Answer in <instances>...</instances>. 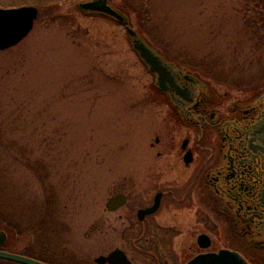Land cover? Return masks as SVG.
Masks as SVG:
<instances>
[{"label":"rangeland","instance_id":"374dc122","mask_svg":"<svg viewBox=\"0 0 264 264\" xmlns=\"http://www.w3.org/2000/svg\"><path fill=\"white\" fill-rule=\"evenodd\" d=\"M83 1L0 0L3 9H38L29 35L0 50V210L10 225L0 230L9 237L1 249L59 264H95L123 248L128 227L118 219L134 202L110 212L108 198L129 193L143 204L151 170L168 171L174 188L181 183L173 180L190 172L181 162L185 130L168 99L151 88L154 77L125 29L79 12ZM110 2L166 61L206 84L223 108L264 80V0ZM200 64L213 75L198 74ZM167 204L156 220L172 234L180 230L176 248H194L193 237L210 232L204 215L193 202ZM42 218L47 231L38 224ZM149 226L135 230L150 240L143 232ZM217 236L215 248L227 246Z\"/></svg>","mask_w":264,"mask_h":264},{"label":"flooded vegetation","instance_id":"af4514ba","mask_svg":"<svg viewBox=\"0 0 264 264\" xmlns=\"http://www.w3.org/2000/svg\"><path fill=\"white\" fill-rule=\"evenodd\" d=\"M263 93L264 87L258 93L250 92L245 100L230 102L225 108L213 94L202 93L183 113L184 118L189 120L187 123L180 121L173 112L180 127L185 130L180 151L182 165L190 171L186 179H174L175 183H181L174 188L170 180H165L168 171L151 170V192L146 203L140 204V198L135 196L132 199L129 193L113 195H124L126 198L125 204L117 211L127 209L130 200L134 202V207L118 219L128 229L122 235L125 242L123 248L114 249L120 250L129 264H188L198 255L221 250L239 254L247 264H264V204L257 198L264 188V132L260 135L258 127L256 130V126H264L261 124L264 120ZM154 142L158 145L160 139L156 137ZM206 144L212 147L204 151L205 157L201 158ZM155 145L151 148L154 149ZM183 145L185 149H182ZM188 152L192 159L186 164L184 157ZM161 156L157 153V157ZM182 190L184 193L178 195ZM156 199L157 209L140 219L139 211L153 207ZM167 202L169 205L193 202L199 211L198 216L204 215L202 218L210 227V232L197 233L193 237L194 248H176L173 242L180 230L172 234L171 229L162 228L156 220L159 211L168 206ZM202 218L196 220L197 224H202ZM149 221V229L143 232L150 233V240L135 230V226L143 227ZM202 235L208 238L207 248H202L198 242V237ZM216 236L226 241L227 246L215 248L213 241ZM112 251L100 256L105 257ZM67 261L68 264H75ZM54 264L59 263L54 261Z\"/></svg>","mask_w":264,"mask_h":264},{"label":"water","instance_id":"95a60500","mask_svg":"<svg viewBox=\"0 0 264 264\" xmlns=\"http://www.w3.org/2000/svg\"><path fill=\"white\" fill-rule=\"evenodd\" d=\"M79 12L85 15H100L112 19L115 23L122 26L128 37L132 50L146 66L148 72L154 77L153 86L164 94L172 108L177 113L180 120L184 123L188 122L184 118L187 108L193 103L196 96L202 93H209L206 84L196 78V76L186 74L152 48L147 41L131 26L127 16L115 8L109 0H88L77 5ZM38 12L35 7L24 6L19 8L1 9L0 8V50H6L19 44L28 36L33 28ZM264 98V93L261 96ZM264 124V120L261 122ZM259 134L264 132V126H256ZM185 146H182L184 149ZM186 164L191 162V153H186ZM258 200L262 204L264 198V188L257 195ZM126 202L124 195H116L111 197L107 203L108 211L114 212L122 207ZM259 203V201H258ZM158 207V199L153 207L139 211L140 219L144 215L153 213ZM6 233L0 231V245L6 242ZM198 242L202 248L209 246L208 238L204 235L198 237ZM0 259L13 262L15 264H45L38 260L10 252L0 250ZM97 264H129L124 254L120 250H114L108 256H100L96 259ZM188 264H247L239 254L228 250H221L218 253H207L198 255Z\"/></svg>","mask_w":264,"mask_h":264},{"label":"trees","instance_id":"16d2710c","mask_svg":"<svg viewBox=\"0 0 264 264\" xmlns=\"http://www.w3.org/2000/svg\"><path fill=\"white\" fill-rule=\"evenodd\" d=\"M203 65H206V64H200V65H197L194 69H195V71L196 72H198V74H203V73H207V72H210V68H206V67H204ZM211 73V72H210ZM212 75H213V73H211ZM263 74H264V72H263ZM205 75V74H204ZM209 75V74H208ZM203 76V75H202ZM258 82V84L255 86H253V88L251 89V90H249L248 92H251V93H253V94H255V93H258L263 87H264V80H260V81H257ZM226 86H228L229 88H236L235 86H233V84H232V82L231 83H229L228 82V84H226ZM151 88H153V87H151ZM154 89V88H153ZM157 93H159L156 89H154ZM160 94V93H159ZM0 208H2V201H0ZM48 219V218H47ZM39 222H38V224H39V226L41 225L42 226V228L44 229V230H46L45 229V226H46V223H45V219L44 218H42V219H39L38 220ZM6 223H7V220H5L4 219V214H3V210H0V229H4V227L6 226ZM7 226L9 227L10 225L7 223ZM6 226V227H7ZM33 227H36V226H33ZM32 230L33 229H31V232H32ZM43 230H41V231H39V235L41 236V232H42ZM47 231V230H46ZM36 233V232H35ZM42 236H43V238L45 239V236H44V234H42ZM37 238H38V236H37ZM44 239H42V240H44ZM41 240V239H40ZM41 240V241H42ZM39 241V240H38ZM39 246H41L43 249H45L44 248V246H42V243L39 245ZM46 250V249H45ZM26 256H28V257H32V258H34V259H36V260H39V261H41V262H44V263H47V264H54V262L52 261H47V260H45V258L44 259H42L41 257H34L33 255H27V254H25ZM0 264H15V263H12V262H9V261H5V260H1L0 259Z\"/></svg>","mask_w":264,"mask_h":264},{"label":"bare ground","instance_id":"6f19581e","mask_svg":"<svg viewBox=\"0 0 264 264\" xmlns=\"http://www.w3.org/2000/svg\"><path fill=\"white\" fill-rule=\"evenodd\" d=\"M18 45V44H17Z\"/></svg>","mask_w":264,"mask_h":264}]
</instances>
